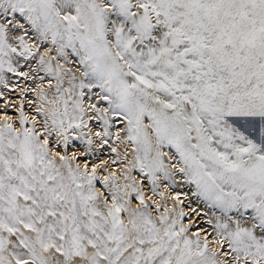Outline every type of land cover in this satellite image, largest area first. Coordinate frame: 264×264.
Listing matches in <instances>:
<instances>
[{
  "label": "snow or ice",
  "instance_id": "6c2138e0",
  "mask_svg": "<svg viewBox=\"0 0 264 264\" xmlns=\"http://www.w3.org/2000/svg\"><path fill=\"white\" fill-rule=\"evenodd\" d=\"M0 100V264H264V0H0Z\"/></svg>",
  "mask_w": 264,
  "mask_h": 264
},
{
  "label": "rangeland",
  "instance_id": "374dc122",
  "mask_svg": "<svg viewBox=\"0 0 264 264\" xmlns=\"http://www.w3.org/2000/svg\"><path fill=\"white\" fill-rule=\"evenodd\" d=\"M13 80L18 82L21 85H23L25 83H31L30 81H24L22 78L13 77ZM8 96H9L10 100L13 101V102L18 103L19 100H20V95H19L18 92H15V91L9 92ZM28 98L35 100V97H34V95L31 92H29ZM4 104H5V101L4 100H0V119H2V115H3L2 113H3ZM25 111L31 113V109L29 108V106L27 104L25 105ZM8 112H9L10 115H18L15 112V109H13V108H9ZM110 155H114V154H111L109 152V150L106 148L105 151L101 154V157H103L102 159H107V158H109ZM116 166H119V164L114 165L113 167H116ZM161 190H164L163 186L161 187ZM176 192L181 193L182 204H179L178 207H183L185 213H187V215L185 216V220H184L185 225L186 226H191L192 227V232H195V231L201 229L203 224H204V223H201V219H203V217H204L203 212L206 211V209L204 208V205L203 204H197L195 198H192L190 194H189V196H190L189 199H187V200L184 199L183 193L184 192H188V188L186 186H183L182 182L178 183L177 187L173 190L172 194H175ZM145 193H146V195H151V193L148 192L147 189L145 190ZM156 199H158V197ZM190 199H192V201L194 200V203L189 202ZM168 203H169V207H171L172 204H173V203L171 204L170 199H169ZM192 206L197 209V212L201 213L199 216L196 215V213L191 211ZM195 215H196V217H195ZM205 219H207V217ZM206 227L210 228L211 226L206 224ZM209 238H211V237H209Z\"/></svg>",
  "mask_w": 264,
  "mask_h": 264
},
{
  "label": "bare ground",
  "instance_id": "6f19581e",
  "mask_svg": "<svg viewBox=\"0 0 264 264\" xmlns=\"http://www.w3.org/2000/svg\"><path fill=\"white\" fill-rule=\"evenodd\" d=\"M33 95H34V94H33ZM34 97H35V96H34ZM1 113H2V112H1ZM2 114H3V113H2ZM2 116H3V115H2ZM101 158H103V157H101ZM119 167H120V166H116V167H114V168H116L117 171H118V170H119ZM178 178H179V177H177V180L179 181ZM189 198H190V196H189ZM157 200H158V199H157ZM170 202H171V204L173 203V201H172L171 199H170ZM189 202L194 203V200L192 201V199H190ZM192 208H194V207L192 206ZM195 217H196V215H195ZM205 218H206V216H204L203 219H201V223H204L203 226H202L203 229L206 227V224H205V220H206V219H205ZM198 229H199V228H198ZM205 229H206L208 232H211V227H210V228H207V227H206ZM201 235H204V233L202 232ZM209 239L211 240V238H209Z\"/></svg>",
  "mask_w": 264,
  "mask_h": 264
}]
</instances>
